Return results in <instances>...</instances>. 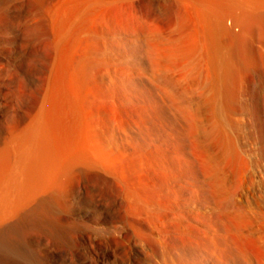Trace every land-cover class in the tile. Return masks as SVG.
<instances>
[{
  "label": "bare ground",
  "instance_id": "bare-ground-1",
  "mask_svg": "<svg viewBox=\"0 0 264 264\" xmlns=\"http://www.w3.org/2000/svg\"><path fill=\"white\" fill-rule=\"evenodd\" d=\"M167 1L170 9L161 15L152 0H51L49 63L55 79H122L141 51L164 72L171 84L166 87L208 84L223 67L226 75L230 71L233 44L252 77L264 53V0ZM138 9L155 19L137 17ZM65 94L22 95V125L9 132L0 154V264L28 259L27 234L35 226L70 241L100 239L107 246L102 264L116 249L124 264H182L177 252L193 246L213 255L218 240L227 237L218 225L242 213L232 206L227 175L238 148L214 123V113L215 129L202 127L201 133L191 124L196 111L186 106L194 114L192 120L184 113L192 120L189 131H182L188 141L180 137L169 144L164 130L149 126L157 111L150 100ZM83 194L100 207L98 217L76 204ZM63 222L67 228L61 230ZM76 223L82 234L74 236L68 226Z\"/></svg>",
  "mask_w": 264,
  "mask_h": 264
},
{
  "label": "rangeland",
  "instance_id": "rangeland-1",
  "mask_svg": "<svg viewBox=\"0 0 264 264\" xmlns=\"http://www.w3.org/2000/svg\"><path fill=\"white\" fill-rule=\"evenodd\" d=\"M50 1L0 0V154L9 132L17 133L22 125L24 116L22 95H64L66 91L65 95L67 93L69 95L70 93L71 95H127L137 100H150L157 107V111L151 114L149 126H153L155 130L157 128L164 130V140L169 144L180 137L182 141L185 138L184 142L187 143V136L183 133L185 130L189 131L191 124L192 126L195 124L194 126L201 132L202 127L206 130L212 127L215 129L213 125L216 123L217 127H221L234 139L238 148L239 157L232 156L227 175L231 201L234 203L232 206H236L238 211L241 210L242 213L241 211L238 213H241L243 217L241 214V218L235 215L238 219L236 220L234 216H231L224 225H218L220 233L225 235L227 232V237L225 241L222 238L218 240L219 246L213 255L205 248L193 246L177 252L179 256L178 254L176 256L182 264H264V53L256 58V67L251 74L252 80L246 74L241 48L239 49L238 44H233L230 52L233 63L230 59L232 64L228 62L231 65L228 64L230 71L227 75L223 67L221 72H225V75L218 71L219 77L213 82L211 80L212 83L209 80L208 84L204 80L198 83L194 81L190 83L191 86L186 83L187 86H184L188 89H185L182 83L181 86L176 84L171 88L166 87L164 72L153 67L154 71L151 67L152 61L149 62V58L146 59L147 55L144 56L145 54L141 51L134 53L130 61L131 71L122 79L110 81L100 77L94 80L91 77L90 79L83 77L60 83L53 76L49 63ZM152 4L155 11L161 15L168 13L170 9L167 0H152ZM135 15L149 23L155 19V15L144 9H138ZM222 65L227 67V64ZM86 70L89 74L93 73L91 68ZM201 83H206L203 88ZM168 89H172L171 92ZM181 89H185V92ZM186 106L192 109V112L196 111L195 115L190 113L197 118L194 122L193 115L190 116L194 123L189 124L192 121L189 120V116L185 119L191 111L188 109V112ZM212 114L216 116H213L214 123V120H210L213 119ZM213 138L216 141L218 139L216 136ZM212 139L210 141H214ZM201 140L204 141L203 135ZM89 191L90 194L98 193L91 188ZM76 197L78 200L76 204L79 202L77 205L80 208L82 205L85 206H82L84 209L82 212L85 213L87 210L90 215L99 216L100 207H96L89 196L83 194ZM64 223L67 224L63 222L62 227L65 226ZM78 225L76 223L74 227L68 226L72 227L71 233L74 236L82 234V226ZM61 226H59L61 230L67 228V226L61 228ZM48 233L47 230L38 226L29 229L27 242L32 251L28 259L16 260L14 264H37V259L41 260L42 264H102L101 255L107 246L100 239L87 240L86 238L84 241L74 238L70 241L63 237L59 238L61 237L59 235L56 237ZM114 251L118 255L115 252V255H109L107 264H124L120 250Z\"/></svg>",
  "mask_w": 264,
  "mask_h": 264
}]
</instances>
